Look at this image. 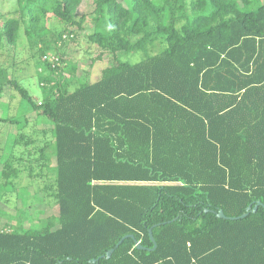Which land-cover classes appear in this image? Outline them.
I'll list each match as a JSON object with an SVG mask.
<instances>
[{"label":"trees","instance_id":"trees-1","mask_svg":"<svg viewBox=\"0 0 264 264\" xmlns=\"http://www.w3.org/2000/svg\"><path fill=\"white\" fill-rule=\"evenodd\" d=\"M14 1L0 42L34 37L42 70L30 90L2 66L0 93L51 127L0 117V184L57 214L0 228V264H264V3ZM78 37L113 58L93 81L60 64Z\"/></svg>","mask_w":264,"mask_h":264},{"label":"rangeland","instance_id":"rangeland-1","mask_svg":"<svg viewBox=\"0 0 264 264\" xmlns=\"http://www.w3.org/2000/svg\"><path fill=\"white\" fill-rule=\"evenodd\" d=\"M260 3H264V0H259V2L253 5V7H257ZM15 9L16 4L14 0H0V15H11ZM92 9V4H90L88 0H82L76 13L88 15ZM83 32L84 31H80V34ZM34 39L35 38L33 37L27 42L21 37L14 47L6 44L4 39L0 42V68L2 66L11 68L12 75L20 81L23 80L30 90H33V87L30 86H34V84L37 83L36 73H39V71L42 70L41 67H37L33 59L30 57V47L36 46L37 44L36 41L34 42ZM59 54L62 59V63L60 64H63L64 68L74 67L71 78L75 77V81L81 80V78H83L84 81H93L100 76V71L105 65H109L113 62L112 56L108 55L106 52L101 53L95 45H89L83 37H78L77 40L69 42L64 48L63 53L60 51ZM123 58L132 63L137 61L138 54L131 52L124 55ZM41 59L43 61L46 60L43 59V57H41ZM58 62L59 61L57 60L53 65L51 63V65H58ZM64 74L66 75L65 72ZM46 77L49 81H54V77L56 76L47 74ZM38 84L41 86V82ZM11 93H13L11 87H3L0 93V117H5L9 111V114L13 115L14 113V116L21 120V122L25 118L30 123L32 121L37 129L51 127L49 124L50 121L38 116L34 111L30 110L29 106H26L23 100L16 95L15 97L11 96ZM18 125L20 126V124ZM17 128L18 126L16 125L10 127V137L6 141L7 147L5 148L3 159L6 157V153L11 145L13 134ZM48 150H50L49 157L51 165H54L55 156L51 154L50 148ZM30 183L31 181L29 180L23 181V186L17 188L15 191L7 189L0 184L1 229H8L5 224H13L15 218L20 215L25 217V226L33 227L36 226L39 218H45L48 215L57 214V207H46L40 203V195L39 193H34V188ZM4 192L5 194H3ZM30 219L32 223H35L34 225H30ZM37 225H39V223H37Z\"/></svg>","mask_w":264,"mask_h":264},{"label":"water","instance_id":"water-1","mask_svg":"<svg viewBox=\"0 0 264 264\" xmlns=\"http://www.w3.org/2000/svg\"><path fill=\"white\" fill-rule=\"evenodd\" d=\"M258 204H260V202H257V204L253 206V208H252L253 211L256 210ZM246 209L248 210L249 207H247ZM245 215H246V212L243 213V214H241L240 216H237V217H226V216L223 214V212H222L221 210H219L218 213H217V217H220V218H229V219L243 218ZM148 235H149V238H150L151 242L153 243V246H152L151 248H148V249H149V250H153V249L155 248V245H156V244H155V241H154V239H153V237H152V234H151V230H150V229H149V231H148ZM134 241H135V246H136L137 248H142V246L140 245V243H139L138 241H136V240H134ZM120 242H121V240H119L115 246H118V245L120 244ZM112 251H113V248L109 249V250L106 252L105 255H106L107 258L110 256V254L112 253Z\"/></svg>","mask_w":264,"mask_h":264},{"label":"built area","instance_id":"built-area-1","mask_svg":"<svg viewBox=\"0 0 264 264\" xmlns=\"http://www.w3.org/2000/svg\"><path fill=\"white\" fill-rule=\"evenodd\" d=\"M43 59L48 60L52 65L57 61V57H54L53 55H45L43 56Z\"/></svg>","mask_w":264,"mask_h":264},{"label":"bare ground","instance_id":"bare-ground-1","mask_svg":"<svg viewBox=\"0 0 264 264\" xmlns=\"http://www.w3.org/2000/svg\"><path fill=\"white\" fill-rule=\"evenodd\" d=\"M10 137V136H9Z\"/></svg>","mask_w":264,"mask_h":264}]
</instances>
